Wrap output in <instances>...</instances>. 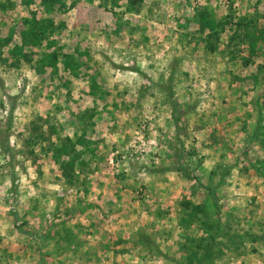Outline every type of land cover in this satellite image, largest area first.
Returning a JSON list of instances; mask_svg holds the SVG:
<instances>
[{"label":"rangeland","instance_id":"1","mask_svg":"<svg viewBox=\"0 0 264 264\" xmlns=\"http://www.w3.org/2000/svg\"><path fill=\"white\" fill-rule=\"evenodd\" d=\"M46 1L0 0V264H264V0Z\"/></svg>","mask_w":264,"mask_h":264},{"label":"trees","instance_id":"2","mask_svg":"<svg viewBox=\"0 0 264 264\" xmlns=\"http://www.w3.org/2000/svg\"><path fill=\"white\" fill-rule=\"evenodd\" d=\"M41 2L46 3V0H41ZM22 23L24 25H26L25 30L22 32L21 34V39L24 42H26V40H28V42L33 43L35 42L39 36H41L46 29L48 28V23H45L43 20L38 19V18H34V17H30V18H23L22 19ZM209 50H211V48H207ZM47 58L45 59H49L50 61L47 62L49 64H53L52 60L55 58V55L52 54L51 56H46ZM169 88L165 86V91L167 92V96L170 97V92H169ZM207 192L211 195H213L212 191L207 187Z\"/></svg>","mask_w":264,"mask_h":264}]
</instances>
